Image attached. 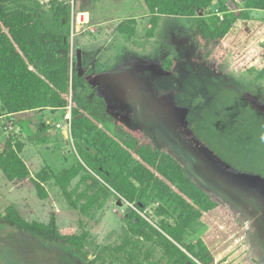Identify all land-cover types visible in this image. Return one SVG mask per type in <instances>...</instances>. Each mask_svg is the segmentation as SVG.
<instances>
[{
	"label": "rangeland",
	"instance_id": "obj_1",
	"mask_svg": "<svg viewBox=\"0 0 264 264\" xmlns=\"http://www.w3.org/2000/svg\"><path fill=\"white\" fill-rule=\"evenodd\" d=\"M51 1L34 0L45 11L46 22L51 20L47 14ZM65 1L71 8L74 73L88 79L82 95L105 98L113 114L143 128L157 150L177 157L190 177L216 190L222 201L233 203L236 198L244 205L248 196L264 211V78L257 77L260 68L250 74L233 69L230 58L220 65L214 58L205 61L191 17L161 15L149 37L152 14L144 0ZM240 3L243 6L244 0ZM213 7L217 11L218 3ZM252 14L264 18V11ZM122 24L134 27L135 34L122 33ZM170 60L177 61L175 71L164 72L160 65ZM69 112L45 109L7 116L0 103V144L17 136L25 144L22 156L33 176L45 166L61 172L77 159L73 138L56 126ZM22 120L30 133L20 126ZM43 123L49 128L37 134ZM80 177L69 187L75 198L87 189L86 184L78 185ZM46 187L49 196L41 199L29 178L11 181L0 170V213L14 205L27 221L47 222L55 212L62 234L90 233L85 250L95 264H181L180 255L167 253L157 232L160 219L153 213L154 206L145 209V216L156 230L146 226L143 235H134L124 223L128 203L112 195L87 216L69 205L54 182ZM238 211L251 216L242 208ZM207 228L183 238V245ZM16 249L40 250L54 263L86 264L69 247L43 243L0 224V264H8V256L13 257ZM242 261L264 264V256H255L253 263L246 257Z\"/></svg>",
	"mask_w": 264,
	"mask_h": 264
},
{
	"label": "trees",
	"instance_id": "obj_2",
	"mask_svg": "<svg viewBox=\"0 0 264 264\" xmlns=\"http://www.w3.org/2000/svg\"><path fill=\"white\" fill-rule=\"evenodd\" d=\"M144 1L152 14L149 37L161 15L191 17L205 61L214 58L220 65L230 58L233 69L254 74L260 68L257 77L264 78V18L252 14L264 11V0H244L243 6L240 0ZM37 5L34 0H0L1 111L19 117L71 107L77 159L61 172L45 166L33 176L22 156L25 144L11 135L0 144V170L11 181L29 178L41 199L48 198L46 185L54 182L69 205L87 216L113 195L129 204L124 223L134 235H143L146 226L155 229L145 216V209L154 206L153 213L160 219L157 232L167 253L180 255L181 264H217V257L245 236L246 224L198 186L173 155L157 150L141 127L113 114L105 98L82 95L88 79L75 74L72 65L70 5L65 0L51 1L50 22L44 21L45 11ZM120 31L135 34V28L126 24ZM212 43L216 45L210 51ZM176 66V60L160 65L167 73H173ZM214 71L218 72L217 67ZM22 122L20 126L30 133ZM48 128L43 123L37 134ZM80 175L78 185L86 184L87 189L75 198L69 187ZM0 224L40 242L69 247L86 264H95L85 250L90 233L62 234L55 212L47 222H30L10 205L0 213ZM203 226H208L204 234L183 245V238ZM7 263L65 264L50 261L40 250L19 249L8 256Z\"/></svg>",
	"mask_w": 264,
	"mask_h": 264
},
{
	"label": "crops",
	"instance_id": "obj_3",
	"mask_svg": "<svg viewBox=\"0 0 264 264\" xmlns=\"http://www.w3.org/2000/svg\"><path fill=\"white\" fill-rule=\"evenodd\" d=\"M7 116H14V115L12 114V115H7ZM161 130L163 131V129ZM165 139L173 145V142L171 141V139L169 138L168 139L165 138ZM176 149L178 150V148ZM175 158L180 162V160L177 157ZM190 178L198 186H201V188L204 189L211 196L213 200L229 206L237 214L238 221L245 223L247 227L245 236L242 239L237 240L236 243L232 247H230L225 252H223L220 256L217 257L216 259L217 264H243L244 263L242 261L243 257H246L247 262L251 261L253 263L255 256L258 255L260 257H263L264 256V211L258 210V208L253 204L252 200L248 196H246V199L244 201L246 202V204L244 205L242 203L243 201H241L240 199H236V198L234 199L231 198L234 201L233 203L222 201L223 200L222 197L216 194L217 192L216 190H213L212 188H208L202 185L201 183H199L197 180H195L192 177ZM226 196L230 198L229 195L226 194ZM239 208L240 209L242 208L244 211L246 210L245 212L250 214L251 216H247L244 213H242L241 215V213L238 211ZM249 211H254V212L250 213ZM244 252L247 253L245 256H243Z\"/></svg>",
	"mask_w": 264,
	"mask_h": 264
},
{
	"label": "built area",
	"instance_id": "obj_4",
	"mask_svg": "<svg viewBox=\"0 0 264 264\" xmlns=\"http://www.w3.org/2000/svg\"><path fill=\"white\" fill-rule=\"evenodd\" d=\"M69 114H67L64 118L63 123H57L56 126L60 128L61 130L65 131L68 134L71 135L72 137V112H71V107H69Z\"/></svg>",
	"mask_w": 264,
	"mask_h": 264
},
{
	"label": "water",
	"instance_id": "obj_5",
	"mask_svg": "<svg viewBox=\"0 0 264 264\" xmlns=\"http://www.w3.org/2000/svg\"><path fill=\"white\" fill-rule=\"evenodd\" d=\"M77 57H78V62L81 63L82 62V52H81V48H78Z\"/></svg>",
	"mask_w": 264,
	"mask_h": 264
}]
</instances>
